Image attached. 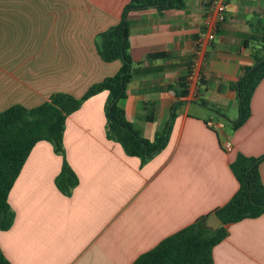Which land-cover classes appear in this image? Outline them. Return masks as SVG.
I'll list each match as a JSON object with an SVG mask.
<instances>
[{"label": "crops", "instance_id": "crops-1", "mask_svg": "<svg viewBox=\"0 0 264 264\" xmlns=\"http://www.w3.org/2000/svg\"><path fill=\"white\" fill-rule=\"evenodd\" d=\"M129 1L0 0V113L59 93L79 99L114 76L121 61L101 60L98 36L120 22ZM212 1L126 15L133 67L119 106L151 142L174 114L167 144L142 165L106 139L107 93L85 101L65 121L64 156L78 179L70 195L55 186L62 157L46 141L34 145L8 194L14 220L0 231V251L10 264H132L236 193L237 154L264 155V79L246 123L231 127L232 85L263 54L264 0H230L208 42ZM259 170L264 186V162ZM226 228L213 264H264V214Z\"/></svg>", "mask_w": 264, "mask_h": 264}, {"label": "trees", "instance_id": "trees-1", "mask_svg": "<svg viewBox=\"0 0 264 264\" xmlns=\"http://www.w3.org/2000/svg\"><path fill=\"white\" fill-rule=\"evenodd\" d=\"M183 5V0H130L123 9L120 22L98 36L97 51L101 60L105 63L121 61V67L114 76L90 86L79 99L59 93L37 107L26 109L12 106L0 113V231H7L12 226L14 213L8 204V194L36 143L48 142L54 153L62 157L61 170L55 179L58 191L69 196L77 186L78 179L65 160L63 134L66 118L79 110L88 99L102 92L107 93L104 106L105 136L107 140L120 144L125 155L139 158L143 165L164 149L174 114L170 116L164 131L151 142L142 138L139 131L127 122L119 106V101L125 97L133 67L128 54L126 15L149 8L162 13L180 9ZM263 79L264 49L260 57H255L254 65L246 68L232 85L238 102V118L231 123L232 129L240 128L250 117L252 95ZM262 162L264 155L255 158L237 154L230 164L238 183L232 198L222 207L164 239L132 264H213L212 250L226 238L227 225L264 214V186L259 170ZM210 215H214L221 224L216 231L205 228V220ZM0 264H10L1 251Z\"/></svg>", "mask_w": 264, "mask_h": 264}, {"label": "built area", "instance_id": "built-area-1", "mask_svg": "<svg viewBox=\"0 0 264 264\" xmlns=\"http://www.w3.org/2000/svg\"><path fill=\"white\" fill-rule=\"evenodd\" d=\"M230 0H213L211 5V10L213 12V17L211 19L206 18L203 23V28H205L204 33L202 34V37H204L205 40L208 42H213L216 37V26L220 23H222L225 20L226 16V10L228 6V2ZM201 42V41H200ZM202 47V44H198V48L194 52V59L192 60V69L196 68L197 66V56L200 53V48ZM207 126L209 128H213L214 125L212 122H207ZM218 128H221V125L217 126ZM222 148L225 151L230 150V144L225 143Z\"/></svg>", "mask_w": 264, "mask_h": 264}, {"label": "water", "instance_id": "water-1", "mask_svg": "<svg viewBox=\"0 0 264 264\" xmlns=\"http://www.w3.org/2000/svg\"><path fill=\"white\" fill-rule=\"evenodd\" d=\"M220 226L221 224L219 220L214 215H210L205 220V228H207L208 230L216 231Z\"/></svg>", "mask_w": 264, "mask_h": 264}]
</instances>
